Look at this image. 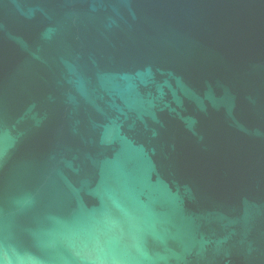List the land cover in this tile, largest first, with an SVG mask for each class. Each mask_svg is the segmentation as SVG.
Listing matches in <instances>:
<instances>
[{
    "label": "water",
    "instance_id": "95a60500",
    "mask_svg": "<svg viewBox=\"0 0 264 264\" xmlns=\"http://www.w3.org/2000/svg\"><path fill=\"white\" fill-rule=\"evenodd\" d=\"M0 264H264V0H0Z\"/></svg>",
    "mask_w": 264,
    "mask_h": 264
}]
</instances>
